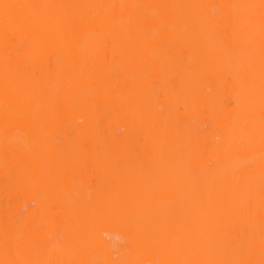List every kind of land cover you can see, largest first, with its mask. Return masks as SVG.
Here are the masks:
<instances>
[{"label":"bare ground","instance_id":"6f19581e","mask_svg":"<svg viewBox=\"0 0 264 264\" xmlns=\"http://www.w3.org/2000/svg\"><path fill=\"white\" fill-rule=\"evenodd\" d=\"M0 264H264V0H0Z\"/></svg>","mask_w":264,"mask_h":264}]
</instances>
